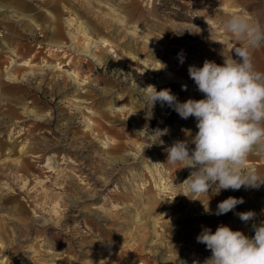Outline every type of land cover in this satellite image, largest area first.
Listing matches in <instances>:
<instances>
[{
	"label": "rangeland",
	"instance_id": "374dc122",
	"mask_svg": "<svg viewBox=\"0 0 264 264\" xmlns=\"http://www.w3.org/2000/svg\"><path fill=\"white\" fill-rule=\"evenodd\" d=\"M54 1L0 0V264H203L205 228L253 236L264 184L189 195L190 169L166 148L195 135V118L145 103L149 86L202 99L188 67L236 59L242 44L223 24L249 15L223 0ZM157 130L163 144L148 147L145 132ZM246 167L264 179V156ZM229 196L243 203L215 215Z\"/></svg>",
	"mask_w": 264,
	"mask_h": 264
},
{
	"label": "clouds",
	"instance_id": "9594fccd",
	"mask_svg": "<svg viewBox=\"0 0 264 264\" xmlns=\"http://www.w3.org/2000/svg\"><path fill=\"white\" fill-rule=\"evenodd\" d=\"M223 27L242 46L233 49L236 59L231 54L224 56L222 64L205 60L202 67H188L189 77L203 94L202 99L181 102L168 89H145H151L145 92V103L150 107L159 100L182 119L195 118V135L189 133L190 138L176 140L166 148L169 163L190 169L181 185L191 196L208 195L210 189L218 194L220 190L258 188L264 184L255 169L246 167L250 155L264 156V73L256 70L250 52L264 46V26L235 14ZM182 89L187 90V86ZM164 134L166 131H146L148 147L163 144L160 137ZM241 203L243 198L229 196L217 204L214 214L224 215ZM205 212L213 214L209 207ZM254 215L239 213L242 221L251 220ZM252 229L254 235L249 237L227 225H219L215 232L205 228L196 237L211 252L203 264H264V222L253 224Z\"/></svg>",
	"mask_w": 264,
	"mask_h": 264
},
{
	"label": "crops",
	"instance_id": "0c3cea01",
	"mask_svg": "<svg viewBox=\"0 0 264 264\" xmlns=\"http://www.w3.org/2000/svg\"><path fill=\"white\" fill-rule=\"evenodd\" d=\"M12 1L14 0H8ZM233 7L247 13L252 22H258L264 26V0H223ZM11 2V4H12ZM15 6L16 4H12ZM253 64L257 71L264 73V46L250 49Z\"/></svg>",
	"mask_w": 264,
	"mask_h": 264
},
{
	"label": "bare ground",
	"instance_id": "6f19581e",
	"mask_svg": "<svg viewBox=\"0 0 264 264\" xmlns=\"http://www.w3.org/2000/svg\"><path fill=\"white\" fill-rule=\"evenodd\" d=\"M48 5H50V7H52L53 9H56V10H59L60 9V7H62V8H64L65 9V5L64 4H62L61 3V0H56V1H54V2H49L48 3ZM18 8H21V7H18ZM28 10V9H27ZM16 13H18V12H16ZM70 14V16L71 15H73V12H70L69 13ZM21 15V14H20ZM19 15V16H20ZM70 16H67L66 18H65V20H64V24L67 26V27H73L74 25H75V20L74 19H72ZM28 19H29V17H28ZM52 21H50L49 20V22L50 23H53L54 21H55V18H53L52 17ZM77 24H76V30H77V32L78 33H81L82 35H84V36H86V37H88L87 36V33H86V31H85V29H84V27L82 26V23H81V21H79V22H76ZM29 24H31V23H29ZM33 24H36V23H33ZM32 24V25H33ZM36 25H38V24H36ZM58 32L57 31H53L52 32V37H53V39H55L58 43H60L61 42V36H60V34H57ZM68 35H69V37L71 38V39H73V38H75V33H73V32H71L70 30H68ZM102 42H104L103 40H102ZM87 46H88V44H87ZM11 53H12V50H9ZM14 51V50H13ZM87 51L86 50H83V53H86ZM92 57L93 58H95V60H97L98 62H100L101 61V59L99 58V56H97V55H92ZM12 62H10V64H11ZM22 63L23 64H30V62H28V57H26L23 61H22ZM6 74H7V77L8 78H11V75H12V73L10 72H6ZM22 150V149H21ZM22 151H25V150H22Z\"/></svg>",
	"mask_w": 264,
	"mask_h": 264
}]
</instances>
